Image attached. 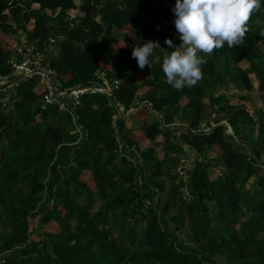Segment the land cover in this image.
<instances>
[{"label": "trees", "instance_id": "obj_1", "mask_svg": "<svg viewBox=\"0 0 264 264\" xmlns=\"http://www.w3.org/2000/svg\"><path fill=\"white\" fill-rule=\"evenodd\" d=\"M78 1L0 0V32L8 42L5 50L0 39V72L18 85L9 106L0 94V255L10 253L6 264H264V161L259 165L258 160L264 153V111L257 110L254 118L246 106L232 105L224 95L207 98L214 87L224 86L218 64L229 57L230 81L248 96L246 101L257 94L264 103V7L252 15L239 46L200 53L202 79L177 91L161 68L168 57L165 39L154 31L166 24L168 38L180 46L171 11L176 0H81L84 16L72 25L66 15ZM20 36L42 52L52 37L58 38L59 53L50 67L60 88L86 85L106 72L124 81L115 103L127 109L149 90L165 91L150 102L166 124H174L180 103L188 98L190 127L213 115L218 126L210 135L179 139L177 132H163L156 120L150 122L152 115L144 108L136 115L144 127L129 130L125 120L115 123V109L101 95L83 99L78 123L69 113L59 115L56 107L42 111L43 95L35 92L39 81L13 77V50ZM159 40L152 68L141 70L132 58L134 47ZM55 118L57 126L50 124ZM225 121L241 146L259 134L263 150L257 160L235 147L221 125ZM76 126L82 127V139L68 145L66 135ZM160 136L166 137L162 144ZM120 142L126 152L140 153L148 168L168 164L167 177L158 180L154 173L143 186L135 185V164L123 161L121 167L117 162ZM184 146L197 156L188 183L190 203L181 195L182 182L176 185ZM211 168L223 169L212 181ZM87 172L92 176L85 181ZM167 180L172 192L162 199ZM146 201L151 205L145 210ZM244 211L249 218L237 230ZM142 222L146 228L139 232Z\"/></svg>", "mask_w": 264, "mask_h": 264}, {"label": "clouds", "instance_id": "obj_2", "mask_svg": "<svg viewBox=\"0 0 264 264\" xmlns=\"http://www.w3.org/2000/svg\"><path fill=\"white\" fill-rule=\"evenodd\" d=\"M264 7V0H176L173 12L174 27L182 41L176 46L171 38L164 43L173 51L162 62L167 83L174 90L195 86L203 76L204 59L200 53L210 55L227 45L239 46L248 31V22L254 13ZM159 41L135 46L132 58L142 70L152 68Z\"/></svg>", "mask_w": 264, "mask_h": 264}, {"label": "built area", "instance_id": "obj_3", "mask_svg": "<svg viewBox=\"0 0 264 264\" xmlns=\"http://www.w3.org/2000/svg\"><path fill=\"white\" fill-rule=\"evenodd\" d=\"M60 38L62 39V37ZM56 43H58V38L52 37L48 46L44 49L45 51L42 52L37 50L36 45L30 44L28 40H25L21 43H17L13 50V77L14 79L27 82L30 80L39 81V85L35 92H40L38 94L43 95L41 104L42 111L49 110L53 107L61 108L64 109L65 113L71 114L75 119L74 122L78 123L79 117L77 115V110L83 105V99L101 95L106 96L114 107L116 112L114 117L115 123L119 119H129L131 116L137 115L142 109L147 108L151 115L155 117V120L160 124L161 131L166 132L172 130L171 132H177L179 139L185 135H210L212 130L218 126L215 122L216 116L208 121L201 122L197 128H192L190 126L177 127L175 124L168 125L164 120V115L154 110L151 102L143 104L138 103L127 109L124 106L115 103V93L120 89L124 81L111 79L106 72H98L96 78L86 85H78L64 89L60 88L57 82V74L51 69L48 58L49 49L53 48ZM8 82L9 80L3 78L0 72V94L6 97L5 106H9L11 103L10 96L14 93L15 88L18 87V85L15 84L16 80L9 84ZM221 125L227 129L226 135H233L232 127L227 121L221 123ZM117 138L120 141V137L118 136ZM120 149V157L125 158L129 162H134L138 169L135 185L143 186L147 180L146 161L140 153H137L136 155L131 154L133 149L129 150L131 152H126L125 147L121 142ZM187 151L189 153L192 152L191 149H187ZM181 162L182 163L176 170V174L180 175L186 183V189L184 190L182 197L187 202H191L192 194L190 190H188L189 176L188 179H186V176L189 174H187L188 164L191 161L183 158ZM9 255L10 253L0 255V264H6Z\"/></svg>", "mask_w": 264, "mask_h": 264}, {"label": "rangeland", "instance_id": "obj_4", "mask_svg": "<svg viewBox=\"0 0 264 264\" xmlns=\"http://www.w3.org/2000/svg\"><path fill=\"white\" fill-rule=\"evenodd\" d=\"M170 1H172V0H169V2ZM82 3L83 2L81 0L78 1L76 3L77 4V9L71 10V11L67 12L66 19L70 23H72V25L77 24L78 23V19L84 16L83 12L80 9ZM55 17H56V15H55ZM75 21L77 23H75ZM28 26H29V29L30 30L33 29V24H29ZM143 26L144 25H142V27ZM159 27H163V26H160L159 25ZM157 30L158 29H156L154 31L159 36V38H161V39L168 38L169 32L167 30H165V31L164 30L161 31L160 29L158 31ZM116 37L117 38H121V36L119 35V33L116 34ZM0 39H1V42L3 43L4 47L5 48H8V42H7L6 39H3L2 38L1 32H0ZM25 40L26 39L23 36L18 37V41H19L18 43H21L22 41H25ZM159 44H160V46L162 45V41L161 40H159ZM259 44H260V41H259ZM58 46L59 45L56 43L53 48L49 49V52H48L49 61L52 60V59H54L58 55V53H59V47ZM169 48L170 47L166 46V49H165V52H166V55L167 56L169 55V52H170ZM232 64H233L232 63V60L229 57L222 58L221 60H219L218 70L217 71L219 72V74H222L223 75L224 86L223 87H214L211 91L208 92L207 98L209 99L210 97H219V96L224 95V96H226V97L229 98L230 103L232 105H238V104L240 106L247 105V109H248L249 113L252 115V117L256 118L255 117V115H256L255 112L258 109L257 108L258 107L257 103H261V102L259 101L258 98L255 99V94L252 95V97L250 98V100H249V102H251L250 104H245V103H242L241 104V102L239 100H237L236 97L238 95H241V93H244V92L241 91V89L239 87H237L235 84H233L230 81L229 77L227 76V71L232 68ZM242 66L243 67H246L247 64L244 63V64H242ZM9 83H11V82L9 81L8 84ZM36 89H37V87L35 88V91H36ZM38 93H40V92H38ZM154 96H157L158 97V95H156L154 93V91H152V97H154ZM143 103H146V101H142L141 100L139 102V104H143ZM180 104H181V111L174 118L175 119L174 124L177 127H182V126H186L187 127V126L190 125V120H191L190 117H191V115L189 114V110L186 107V105L184 104V101H182ZM58 110H59V115L65 114L64 109L59 108ZM209 111H211V108L210 107H209ZM212 117H215V115H213ZM212 117H210V118H208V119H206L204 121H208V120L212 119ZM58 122H59L58 121V118H55L53 121H51L50 124L51 125H54V126H57ZM125 123H126V126H127L128 129L131 127L130 125H132V127H134V126L135 127H141L140 126L141 123H140L139 120H137V117L136 118H133V116H131L129 119L126 118ZM129 130H132V129H129ZM170 131H172V130H170ZM232 131H233V135H229V137H230L231 140H233V142L236 143V144L234 143L236 145L235 147H237L241 153H243V154H247L248 153L249 155L251 154L252 155V158L254 160H257L256 157H255L256 153L262 152V150H263V141H262L261 138L259 139V134H255V137H254L255 140L253 139V141H252V143L250 145H243V146H241L240 144H243L241 142L242 140L241 139H238V137L234 133L233 128H232ZM82 136H83V130H82V127L81 126L72 127V128L69 129V131H68V133L66 135V143L69 144V145L77 144L82 139ZM187 149H190V148L188 146H184V152H185L184 159H186V160L189 159L191 161L188 164V168H187V174L188 173L189 174L186 176V179H188V176H189V181H190V173L192 172L193 167H194V165H195V163L197 161V156L193 152H190L189 153L187 151ZM172 155H173V153H171L169 156L171 157ZM119 159H121L120 156H119ZM124 160H126V159H124ZM258 160H259V165H262V162L264 161V153L262 155V159H258ZM130 163H133L134 164V162H132V161H130ZM121 165H122V162H121ZM167 167H168V164H163V165L162 164H160V165L159 164H156L155 166H152L150 168H148L146 166V170H147V174H146L147 175V178L146 179H150L152 176H154V173L156 174V177H157L158 180L165 179L167 177ZM222 171H223L222 168H211V171H210L211 181L217 179L221 175ZM253 181L254 180H252V182ZM27 182H28V180L27 181H23L20 184L21 188L22 187L23 188L26 187ZM180 182H182V184H183V186L181 188V195H183V192L186 189V183L181 178V176L178 175V178H177V181H176V185L177 184H180ZM166 187H167V192L159 195L162 199H166V198H169L170 197L169 195L172 192V182H171V180H167ZM146 203L148 205L147 204L146 205L144 204V209L145 210L147 209L146 206H150L151 205L150 201H146ZM249 215L250 214L247 211H244L242 213V215L237 219L238 222L235 224V228L237 230H240L241 229L242 223L245 222L249 218ZM35 221H36V224H37L38 223V220H35ZM113 221H114V224L116 226H119V224L121 222V218L119 217V215H115L113 217ZM32 222H33V224H35L34 221H32ZM139 225H140V228L138 230H139V232L140 231L142 232L144 230V228H146V222H142ZM170 227H171V229H172L173 232L176 230V228H175L174 225H170ZM6 229L8 231H10L11 225L10 224L7 225L6 226ZM52 229L55 230L56 229V226L54 228H51L50 231H52ZM1 230H2V227L0 225V232H1ZM179 237L181 239H184L185 236H184L183 233H179Z\"/></svg>", "mask_w": 264, "mask_h": 264}, {"label": "crops", "instance_id": "obj_5", "mask_svg": "<svg viewBox=\"0 0 264 264\" xmlns=\"http://www.w3.org/2000/svg\"><path fill=\"white\" fill-rule=\"evenodd\" d=\"M160 26H163V27H157V29L159 30H161V31H165L166 30V24H160ZM157 30V31H158ZM2 47L5 49V50H7L8 48H5L4 47V45H3V43H2ZM244 69H247L248 68V65L246 66V67H243ZM152 91L153 90H149V91H147V93L143 96V97H140V98H138L137 99V101H136V103L135 104H138L141 100L142 101H146V102H150V98H152ZM154 93L156 94V95H158V97H160V96H162L164 93H166L165 91H159V92H156V91H154ZM160 94V95H159ZM254 95V94H253ZM251 97H252V95H251ZM237 100H239L240 102H241V104L242 103H245V104H250L251 102H249V101H246L245 100V98H248V96L245 94V93H241V95H238L237 97ZM256 98H258L259 99V97H257V94H255V99ZM188 102H189V99L188 98H185L184 99V104L185 105H187L188 104ZM239 105V104H238ZM257 105H258V109L257 110H263L264 111V103H257ZM243 106H246L247 107V105H243ZM137 117V120H139L140 118L138 117V116H133V118H136ZM150 122H154L155 121V118L154 117H150ZM140 121V123H141V127H132V125H130L131 127L129 128V129H141V128H143L144 127V123L141 121V120H139ZM166 141V137L165 136H160L159 138H158V142L159 143H164ZM69 145V144H68ZM123 159V160H122ZM125 158H122L121 157V159H118L117 160V162H118V164L121 166V167H124V165H125V163H123V161H125V162H127L126 160H124ZM121 162H122V165H121ZM91 176H92V173L91 172H87V173H85V176L83 177V179L86 181H88L90 178H91ZM120 213H118L117 215H119Z\"/></svg>", "mask_w": 264, "mask_h": 264}]
</instances>
